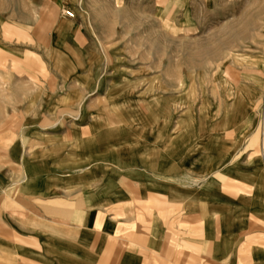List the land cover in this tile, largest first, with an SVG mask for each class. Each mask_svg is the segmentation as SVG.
I'll return each mask as SVG.
<instances>
[{
  "label": "rangeland",
  "instance_id": "1",
  "mask_svg": "<svg viewBox=\"0 0 264 264\" xmlns=\"http://www.w3.org/2000/svg\"><path fill=\"white\" fill-rule=\"evenodd\" d=\"M90 118L86 166L150 173L168 263L264 264V0H0V145Z\"/></svg>",
  "mask_w": 264,
  "mask_h": 264
},
{
  "label": "crops",
  "instance_id": "2",
  "mask_svg": "<svg viewBox=\"0 0 264 264\" xmlns=\"http://www.w3.org/2000/svg\"><path fill=\"white\" fill-rule=\"evenodd\" d=\"M85 120L67 121L75 135L16 132L9 146L0 145V264H178L168 263L178 248L168 246L163 205L152 216L140 210L145 225L137 220L135 200H148L150 173L127 166L108 178L101 167L86 166V159L100 158L104 140L87 135L97 122ZM87 144L95 150L87 152ZM153 174L166 201L165 164ZM173 196L177 202L182 193L176 189ZM125 204L120 214L111 213Z\"/></svg>",
  "mask_w": 264,
  "mask_h": 264
},
{
  "label": "built area",
  "instance_id": "3",
  "mask_svg": "<svg viewBox=\"0 0 264 264\" xmlns=\"http://www.w3.org/2000/svg\"><path fill=\"white\" fill-rule=\"evenodd\" d=\"M67 15H68V17H72V14H70V13H69V14H67Z\"/></svg>",
  "mask_w": 264,
  "mask_h": 264
}]
</instances>
